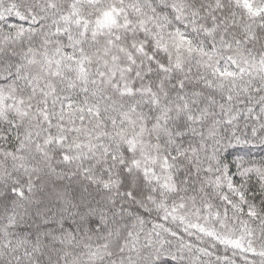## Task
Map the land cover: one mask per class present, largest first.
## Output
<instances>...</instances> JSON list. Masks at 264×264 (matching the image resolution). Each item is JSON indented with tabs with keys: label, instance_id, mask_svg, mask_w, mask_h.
Returning a JSON list of instances; mask_svg holds the SVG:
<instances>
[{
	"label": "snow or ice",
	"instance_id": "snow-or-ice-1",
	"mask_svg": "<svg viewBox=\"0 0 264 264\" xmlns=\"http://www.w3.org/2000/svg\"><path fill=\"white\" fill-rule=\"evenodd\" d=\"M0 264H264V0H0Z\"/></svg>",
	"mask_w": 264,
	"mask_h": 264
}]
</instances>
